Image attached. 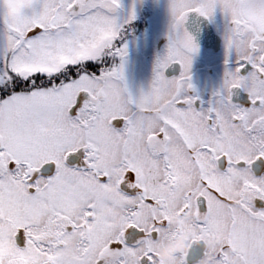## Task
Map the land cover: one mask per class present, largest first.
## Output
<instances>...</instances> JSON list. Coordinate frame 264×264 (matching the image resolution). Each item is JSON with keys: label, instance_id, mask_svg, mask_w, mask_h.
Wrapping results in <instances>:
<instances>
[{"label": "snow or ice", "instance_id": "obj_1", "mask_svg": "<svg viewBox=\"0 0 264 264\" xmlns=\"http://www.w3.org/2000/svg\"><path fill=\"white\" fill-rule=\"evenodd\" d=\"M166 12L165 50L134 95V6L0 0V264H159L176 235L187 247L169 264L196 243L209 264H264V0ZM217 12L226 68L204 102L189 18Z\"/></svg>", "mask_w": 264, "mask_h": 264}, {"label": "flooded vegetation", "instance_id": "obj_2", "mask_svg": "<svg viewBox=\"0 0 264 264\" xmlns=\"http://www.w3.org/2000/svg\"><path fill=\"white\" fill-rule=\"evenodd\" d=\"M140 6L139 10L136 11V20L132 22L131 27L126 29L129 42L127 58L135 51L141 52V58L144 60V70H146L142 78L145 83H142V86L138 83V88L136 86H129V80L124 72V82L129 91L134 95L138 94L141 89H147L150 84L156 58L165 50L167 42L166 33L169 23L166 12V0H141ZM224 23L223 16L219 12H217L213 20H197L195 17L189 18V29L193 31L199 44V50L193 57L191 67V83L193 88L190 91L192 95L200 97L204 102L212 98L213 93V88L210 89L209 87L210 83H206L207 78L218 79L225 72L224 46L218 29V25H223ZM144 49H149L150 51L145 52ZM117 62H119L118 58ZM128 63L129 61L126 60L125 68ZM179 72L180 66L173 64L169 67L167 74L171 77L179 75ZM137 80L139 81V79ZM257 175H260V172H257ZM257 206L264 207V202L257 201ZM176 237H182L184 240L182 235H176L164 240L157 245L156 255L159 249H163L175 241ZM202 254V243L194 244L188 257V264H198V261L203 258ZM157 257L159 258L158 255ZM159 264H169V261L159 258Z\"/></svg>", "mask_w": 264, "mask_h": 264}, {"label": "rangeland", "instance_id": "obj_3", "mask_svg": "<svg viewBox=\"0 0 264 264\" xmlns=\"http://www.w3.org/2000/svg\"><path fill=\"white\" fill-rule=\"evenodd\" d=\"M132 2V3H131ZM140 2L141 0H122L123 3V17L126 18L128 11L132 8V6L134 5V7L136 8V11L139 10L140 6ZM129 43V42H128ZM145 52L150 51L149 49H144ZM152 53V52H151ZM132 55H130L127 60L129 61V63L127 64L126 68H125V74L129 80V86L130 87H137L138 88V83L141 84V86L143 85L142 83H145L142 78H143V74L144 72H146V70H144V60L142 57L141 52H133L131 53ZM193 64V62H192ZM194 66V65H193ZM224 72L220 75V77L218 79H211V78H207L206 83H210V89H212V91L214 92L217 88L220 87V85L223 82V76ZM139 79V81L137 80ZM202 86H204L202 84ZM205 87V86H204Z\"/></svg>", "mask_w": 264, "mask_h": 264}, {"label": "clouds", "instance_id": "obj_4", "mask_svg": "<svg viewBox=\"0 0 264 264\" xmlns=\"http://www.w3.org/2000/svg\"><path fill=\"white\" fill-rule=\"evenodd\" d=\"M187 245L184 243L182 237H176L175 241L165 246L163 249H159L157 255L161 260L172 261L176 253L182 252L186 249ZM210 257H203L198 264H209Z\"/></svg>", "mask_w": 264, "mask_h": 264}]
</instances>
